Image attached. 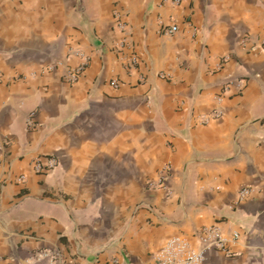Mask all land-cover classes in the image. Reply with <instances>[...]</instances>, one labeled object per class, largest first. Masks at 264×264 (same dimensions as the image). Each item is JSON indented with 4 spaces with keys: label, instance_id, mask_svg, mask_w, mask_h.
Segmentation results:
<instances>
[{
    "label": "crops",
    "instance_id": "1",
    "mask_svg": "<svg viewBox=\"0 0 264 264\" xmlns=\"http://www.w3.org/2000/svg\"><path fill=\"white\" fill-rule=\"evenodd\" d=\"M73 50L75 82L44 70ZM0 74V264H155L211 224L239 237L204 264H264V0H0ZM226 76L244 88L200 123ZM165 164L169 195L146 184Z\"/></svg>",
    "mask_w": 264,
    "mask_h": 264
},
{
    "label": "built area",
    "instance_id": "2",
    "mask_svg": "<svg viewBox=\"0 0 264 264\" xmlns=\"http://www.w3.org/2000/svg\"><path fill=\"white\" fill-rule=\"evenodd\" d=\"M179 1V0H176ZM113 24L122 32H125L127 23L123 15L119 11H115L113 14ZM177 30L175 24L165 26L163 28L164 32L173 33ZM249 36L244 35L243 40H248ZM79 55L82 58L81 63L76 66H71L63 60H55L44 66V70L52 71L55 69H60L62 71L61 77L64 81L72 83L75 82L81 75L86 67L88 58L80 51L73 50L71 54ZM230 59V54L226 53L220 56L218 66L221 68L224 63ZM134 60H132V63ZM2 76L0 74V82ZM116 79L110 80V85L116 87L118 85ZM245 82L244 78H236L231 76H226L222 84L221 93L216 96L215 101L217 106H215L209 115H201L200 123L205 124L212 118H219L223 114V110L220 106L223 100V93L227 92L231 87H234L238 92L242 91ZM262 124H264V119H262ZM57 165V160L55 157L50 156L46 158L37 159L33 162V169L38 173H46L52 170ZM173 173L171 165H163L155 178L147 180V188L155 189L160 188L169 195L172 193L168 182ZM24 175L18 176L17 181H23ZM253 187L242 186L239 188L235 195L234 203L238 204L244 199H246L252 193ZM194 236L198 243L197 246L192 244L189 239L185 236L177 235L170 237L164 245L152 254V258L155 264H204L206 260V253L208 250H218L226 256H230L232 253V247L230 240H236L239 237L238 232L232 231L230 236H228L224 230L217 224L203 225L194 232ZM39 257H48L50 259H56L57 253L48 250L38 251ZM7 264H20L15 260L8 261Z\"/></svg>",
    "mask_w": 264,
    "mask_h": 264
}]
</instances>
